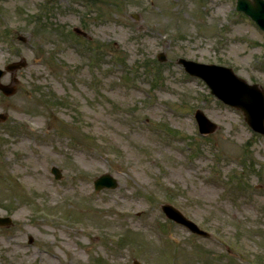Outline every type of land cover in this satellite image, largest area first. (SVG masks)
Listing matches in <instances>:
<instances>
[{
  "label": "rangeland",
  "instance_id": "374dc122",
  "mask_svg": "<svg viewBox=\"0 0 264 264\" xmlns=\"http://www.w3.org/2000/svg\"><path fill=\"white\" fill-rule=\"evenodd\" d=\"M180 57L264 88L236 0H0V68L26 60L0 79V264H264V134Z\"/></svg>",
  "mask_w": 264,
  "mask_h": 264
},
{
  "label": "water",
  "instance_id": "95a60500",
  "mask_svg": "<svg viewBox=\"0 0 264 264\" xmlns=\"http://www.w3.org/2000/svg\"><path fill=\"white\" fill-rule=\"evenodd\" d=\"M237 10H241L255 20L264 29V0H237ZM78 33L86 35V32L79 27H75ZM160 60H165L163 52L158 54ZM178 62L192 75L199 76L205 80L211 88V92L225 103L241 109L246 121L258 132L264 133V89L257 83L250 84L244 78L238 76L231 67L198 62L185 57H180ZM26 65V61H14L9 63L5 69H0V77L6 71L19 69ZM0 89L7 95L13 94L16 90L14 85L0 83ZM195 116L199 123L201 133H211L218 125L210 120L201 110L197 109ZM6 114L0 113V118L5 119ZM56 177H61V170L57 166L52 167ZM117 186L116 179L109 173L96 178L95 188L103 187L114 188ZM162 209L166 215L187 227L190 231L203 236H210V232L202 229L194 220L184 214L182 210L171 203L162 204ZM11 218L8 216L0 217V224H10ZM32 237L30 240L32 241ZM134 264H142L134 260Z\"/></svg>",
  "mask_w": 264,
  "mask_h": 264
}]
</instances>
